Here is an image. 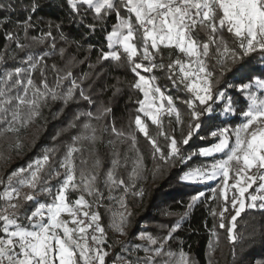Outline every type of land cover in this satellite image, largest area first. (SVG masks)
Returning a JSON list of instances; mask_svg holds the SVG:
<instances>
[{
	"label": "snow or ice",
	"instance_id": "obj_1",
	"mask_svg": "<svg viewBox=\"0 0 264 264\" xmlns=\"http://www.w3.org/2000/svg\"><path fill=\"white\" fill-rule=\"evenodd\" d=\"M67 3L75 12H79L81 6H86L85 11L90 9L100 26L115 13L117 22L105 36L108 51L101 49L98 61L112 60L121 64L126 60L131 72L138 77L132 87L143 93V99L137 101L139 107L134 124L152 145L154 158L157 154L165 161L180 157L183 163L195 155L213 157V163L189 168L179 176V180L198 184L221 179L222 183L212 190L213 198L219 194L224 202L218 214L221 220L219 227H226L223 220L230 203L235 214L231 216V227L227 231L229 239L235 241L233 230L237 217L246 208H256L257 201L260 202L259 207L264 208V0H67ZM3 7L5 5L0 4V8ZM38 8L39 4L33 0L31 11L35 12ZM121 10H124L125 15H121ZM30 21L31 16L20 23L25 33L34 26ZM48 27H53L51 22ZM55 27L59 29L60 25L56 24ZM88 27L94 31L97 24ZM225 32L232 38L231 45L224 37ZM201 34L204 39H201ZM51 37L52 32L48 31L32 39L43 43ZM14 38L13 33H8L9 40ZM61 39H65L63 34ZM17 46L22 50L25 47L19 42ZM52 47H55L54 43ZM164 50H168L170 60L167 65L156 62L157 57L163 60ZM60 51L63 54L64 49ZM173 51L177 53L175 59H172ZM2 60L0 56V62ZM42 60L43 56L33 62V57L29 55L26 62L30 69L35 70ZM209 60L214 61L212 70L209 68ZM165 67L173 85H182L190 94L184 103L190 109L191 119L188 133L180 143L187 145L203 127V122H208L212 129L209 135L217 141L187 157L181 156L176 138L167 136L162 130L161 117L165 114L174 116L177 123H183L173 98L166 96L156 84L155 75L146 76L140 72L143 69L145 73H152L154 69L163 70ZM53 68L56 66L53 65ZM25 72L28 70L18 67L0 76V136L15 134L16 148L21 147L18 134L40 117L41 109L49 99L60 100L67 106L76 99L79 90L80 99L92 103L81 85L71 79V70L63 76L58 74L56 84L52 87L46 79L36 85L30 72L27 79L22 78ZM226 74L231 76L232 82L227 80ZM67 79H71L70 87L66 91H59L62 82ZM222 80L228 89H235L246 102V108L239 112L242 122L234 127H221L215 123L220 116L237 111V101L228 95L227 89L217 90L214 98L213 90ZM237 81L239 83H235ZM217 101L223 104L219 111L213 107ZM109 111L108 108L99 110L95 119H101ZM140 113L150 118L161 129L158 134L165 135L170 141L167 157L156 139L149 134L148 125ZM81 116L91 119L93 113H77L68 127H76L75 121ZM83 128H91L92 135L81 133L74 136L57 162L58 168L51 159L55 150L45 149L42 155L26 167L14 169L6 179L0 178V264H105L108 253L102 245L106 233L100 223L99 212L92 210L103 206V193L96 183L98 174L84 169L78 173L75 163L74 154L81 151L78 142L85 139L95 142L97 139L96 129L90 123H84ZM112 131L118 138L127 135L135 145L134 133L125 134L115 127ZM216 153L222 154L223 158L215 159ZM84 163L86 161L81 160V164ZM99 164L97 159L95 166L99 167ZM112 165L104 180L110 200L116 199L111 194L113 189L123 187L127 194L129 188L134 187L126 185L123 179H117L115 169L119 160L114 159ZM142 167L141 156L136 161L132 177H138ZM53 180L58 182L53 185ZM257 181L259 184L255 193L249 192ZM24 189L30 191L24 192ZM72 193L79 195L73 200ZM134 195L143 197V189ZM41 196L46 199L42 201ZM86 196L92 197V201L86 199ZM202 197L203 192L193 195L187 207L193 208ZM21 199L23 204L20 203ZM246 199L249 201L247 204ZM28 202L35 205L34 208L30 211L24 209L21 213L20 209ZM118 203L121 211L113 214L109 226L126 234L125 226L132 213L127 209L124 195L119 197ZM65 215L68 219L64 218ZM212 215L217 213L213 211ZM179 228L180 223L177 222L163 238L141 232L140 239L147 240L148 245L137 244L134 251L143 248L145 256L137 257L135 261L124 260V264H157L156 258L164 256L168 259L161 260L160 264H191L188 254L183 250L178 254L165 251L168 241L173 239V233ZM212 235H215V226ZM89 239L92 244H89ZM209 248H212L211 243ZM254 264H264V259L256 260Z\"/></svg>",
	"mask_w": 264,
	"mask_h": 264
},
{
	"label": "trees",
	"instance_id": "obj_2",
	"mask_svg": "<svg viewBox=\"0 0 264 264\" xmlns=\"http://www.w3.org/2000/svg\"><path fill=\"white\" fill-rule=\"evenodd\" d=\"M35 2L39 4V8L32 12L33 0H0V4L5 5L0 8V56L3 57L0 62V76L6 71H13L18 67L24 68L28 72L22 74V78L27 79L30 72L36 85H40L41 81L46 79L52 87L56 84L58 74L63 76L71 70V79H75L81 85L92 103L80 99L79 90L76 92V99L67 106L63 105L60 100L49 99L48 103L42 107L40 117L18 134L21 141L20 148L15 147V134L0 136V178L6 179L14 169L26 167L29 162L42 155L45 149L55 150L51 159L58 168L57 162L64 155L67 145L72 143L74 136L81 133L86 136L92 135L91 128H83L84 123H90L92 128L96 129L97 139L95 142L90 139L78 142L77 146L81 148V151L74 155L78 173L80 169H84L86 172L98 174L96 183L103 193L101 201L103 206L93 209L99 212L100 223L106 233L103 245L108 255L105 257V264H124V260L135 261L137 257H144L143 248L134 251V246L137 244L148 245L147 240L140 239V233L144 232L153 237L163 238L177 222L180 223V228L173 233V239L168 241L165 251L178 254L183 250L188 254L191 264H209V261L211 264H254L256 260L264 259V208L259 207L260 202L257 201L256 208H246L237 217L233 230L236 239L235 241L230 240L227 228L231 227V216L235 213L229 203V211L224 214L223 220L226 227L220 228L221 220L218 214L224 207V202L219 194L213 198L212 190L222 183L221 179L217 178L198 184L179 180V176L189 168L213 163V157L195 155L183 163L180 157H172L165 161L161 160L157 154L154 158L152 145L136 129L134 119L139 107L137 101L143 99V93L132 87L138 77L131 72L126 60L121 64L112 60L98 61L101 49L108 51L105 36L108 31L112 30V25L117 22L115 13H112L103 26H100L99 22L94 19V13L90 9L85 11L86 6H81L80 11L75 12L68 5L67 0H35ZM121 15H125L124 10H121ZM29 16L34 26L28 28L25 33L20 23ZM49 22L53 25L51 29L48 27ZM56 24L60 25L59 29L55 27ZM90 24H97L94 31L88 27ZM48 31L52 32V37L43 43L32 39ZM8 33H13L15 38L9 40ZM61 34L65 39H61ZM224 37L231 45V36L225 32ZM201 39H204L202 34ZM17 42L25 45L23 50L17 46ZM53 43L55 47H52ZM61 49H64L63 54H61ZM29 55L33 57V62L43 56V60L35 70L30 69L26 62ZM176 56L177 53L173 51L172 59ZM163 57L162 61L160 57H157L156 62H162L165 65L170 63L168 50H164ZM213 64L214 61L209 60L210 70ZM53 65L56 66L55 69ZM41 70H43V75ZM140 72L142 75L157 77L156 84L166 96L173 98V103L181 114L183 123H177L174 116L169 117L167 114L161 117L163 132L167 136L176 138L181 156L187 157L197 152L198 149L209 147L217 142L209 135L212 129L208 122H203V127L187 145L180 143L188 133V123L191 119L190 109L184 103L190 98V94L183 89L182 85H173L168 79L166 67L163 70L154 69L152 73H145L143 69ZM216 74L218 75V71ZM226 78L232 82L230 75L226 74ZM71 79L64 80L59 91H66L71 85ZM225 89L228 95L237 101L235 104L237 111L220 116L215 123L221 127L226 125L234 127L242 122L243 118L239 112L246 108V102L235 89H228L223 80L214 88V98L217 90ZM213 107L219 111L223 104L217 101ZM103 108H108L110 111L105 113L101 119H95L99 110ZM85 112H92L93 118L81 116L75 121L76 127H68L69 122L77 113ZM140 115L148 125L149 134L156 139L167 157L170 141L165 138V135L158 134L161 129L154 125L150 118L145 117L143 113ZM113 127L125 134L134 133L135 145L133 146L127 135L116 137L112 131ZM58 132L59 136H57ZM141 156L143 167L140 169V175L132 177L133 168ZM214 158L221 159L223 155L216 153ZM97 159L100 161L99 167L95 166ZM114 159L119 160V165L115 169L117 179H123L126 185H134V187H130L127 194L124 193L123 187L113 189L111 194L116 199L110 200L109 190L104 180L106 173L113 167ZM81 160L86 163L81 164ZM57 182L53 180L52 184L55 185ZM258 184L259 181L252 189H249V192L255 193ZM141 188L144 191L143 197L134 195ZM23 191L30 190L24 189ZM199 192H203L204 197L189 209L187 206L190 198ZM231 194L230 192L229 196ZM78 195V193H72L71 198L74 200ZM122 195L125 196L128 211L132 213L125 226L126 234H121L109 226L113 214L121 211L118 199ZM247 195L246 193L245 197ZM40 199L43 201L46 198L41 196ZM86 199L91 202L93 198L86 196ZM245 202L247 204L249 201L246 199ZM20 203H24L22 199ZM34 206L28 202L20 211L21 213L24 209L30 211ZM213 211L217 215H212ZM214 226L215 235L213 236ZM210 243L211 249L209 248ZM118 257L123 259H118ZM167 259L166 256L157 257L156 261L160 264L161 260Z\"/></svg>",
	"mask_w": 264,
	"mask_h": 264
},
{
	"label": "built area",
	"instance_id": "obj_3",
	"mask_svg": "<svg viewBox=\"0 0 264 264\" xmlns=\"http://www.w3.org/2000/svg\"><path fill=\"white\" fill-rule=\"evenodd\" d=\"M92 210H94V209H92ZM89 244H92V241L90 239H89ZM102 248L104 250V245H102Z\"/></svg>",
	"mask_w": 264,
	"mask_h": 264
},
{
	"label": "rangeland",
	"instance_id": "obj_4",
	"mask_svg": "<svg viewBox=\"0 0 264 264\" xmlns=\"http://www.w3.org/2000/svg\"><path fill=\"white\" fill-rule=\"evenodd\" d=\"M232 181L230 180L229 183H231ZM65 219H68L67 215L64 216ZM71 226V225H70Z\"/></svg>",
	"mask_w": 264,
	"mask_h": 264
}]
</instances>
